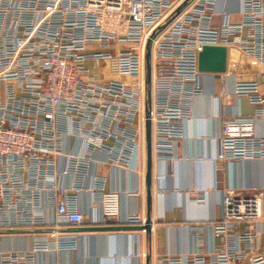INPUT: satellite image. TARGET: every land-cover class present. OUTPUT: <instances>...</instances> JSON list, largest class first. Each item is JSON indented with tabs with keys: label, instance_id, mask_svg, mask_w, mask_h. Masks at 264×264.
<instances>
[{
	"label": "built area",
	"instance_id": "1",
	"mask_svg": "<svg viewBox=\"0 0 264 264\" xmlns=\"http://www.w3.org/2000/svg\"><path fill=\"white\" fill-rule=\"evenodd\" d=\"M219 1L0 0V229L47 226L38 234L74 249L75 236L59 225L82 226L85 215L77 197L55 201L51 180L72 174L79 191L94 176L90 190L103 220L118 218L119 191L107 189L89 163L144 157L148 125L153 155L175 154L191 97L205 91V77L223 73L199 70L204 45L236 48L264 67V0ZM260 85L236 80L233 93L261 107L253 116L222 117L216 159H264L256 127L264 119ZM230 93L223 87L222 101ZM65 136L74 138L71 151L63 149ZM250 190L225 192L222 216L208 224L221 238L212 251L194 249L163 264H264V186ZM45 191L56 202L55 219L40 203ZM144 222L137 212L127 221ZM28 258L13 251L1 264Z\"/></svg>",
	"mask_w": 264,
	"mask_h": 264
},
{
	"label": "crops",
	"instance_id": "2",
	"mask_svg": "<svg viewBox=\"0 0 264 264\" xmlns=\"http://www.w3.org/2000/svg\"><path fill=\"white\" fill-rule=\"evenodd\" d=\"M223 1L218 2L220 6ZM262 70L264 67L248 54L228 49L226 71L205 77V91L191 97L190 112L183 121L184 136L176 140L172 157H156L152 149L148 157L146 136L144 157L139 152L126 165L89 163L91 173L99 170L106 179L107 189L119 191L118 218L103 220L100 204L90 190L94 176L86 177L84 183L89 188L79 191L74 190L80 183L72 174L51 180L50 184L58 187L55 201L77 197L78 208L85 215L82 226L59 225L62 234L75 236L76 247L59 249L54 237L39 235L48 230L47 226L14 227L13 231L3 228L0 264L3 255L13 251L23 258H33L25 260L26 264H163L170 256L185 259L194 249L212 251L221 238L208 224L222 216L225 192L248 194L250 189L264 186V159H216L222 117L253 116L261 107L233 93L236 80H259L264 92ZM223 87L231 92L224 101L220 96ZM256 127L258 133L264 134V119H257ZM73 141L72 136H65L63 149L71 151ZM63 164V158L58 157L56 167ZM42 195L40 203L50 220L55 219L56 202H49L46 191ZM134 212L140 213L143 224L127 223ZM197 226L201 231H196ZM41 243L47 248L41 249Z\"/></svg>",
	"mask_w": 264,
	"mask_h": 264
},
{
	"label": "water",
	"instance_id": "3",
	"mask_svg": "<svg viewBox=\"0 0 264 264\" xmlns=\"http://www.w3.org/2000/svg\"><path fill=\"white\" fill-rule=\"evenodd\" d=\"M147 55L148 80L150 79V64ZM228 62V48L225 45H204L199 53L198 67L203 72H225ZM147 150L148 157H151V130L147 126Z\"/></svg>",
	"mask_w": 264,
	"mask_h": 264
}]
</instances>
